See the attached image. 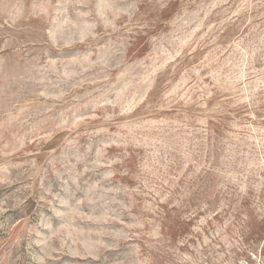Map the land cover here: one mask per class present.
Listing matches in <instances>:
<instances>
[{"label": "rangeland", "instance_id": "obj_1", "mask_svg": "<svg viewBox=\"0 0 264 264\" xmlns=\"http://www.w3.org/2000/svg\"><path fill=\"white\" fill-rule=\"evenodd\" d=\"M0 264H264V0H0Z\"/></svg>", "mask_w": 264, "mask_h": 264}]
</instances>
